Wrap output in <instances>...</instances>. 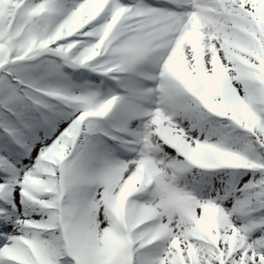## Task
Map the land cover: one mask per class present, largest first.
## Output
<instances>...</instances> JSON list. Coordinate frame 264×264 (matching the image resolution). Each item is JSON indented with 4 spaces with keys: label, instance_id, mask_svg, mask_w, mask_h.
<instances>
[{
    "label": "snow or ice",
    "instance_id": "1",
    "mask_svg": "<svg viewBox=\"0 0 264 264\" xmlns=\"http://www.w3.org/2000/svg\"><path fill=\"white\" fill-rule=\"evenodd\" d=\"M0 264H264V0H0Z\"/></svg>",
    "mask_w": 264,
    "mask_h": 264
}]
</instances>
